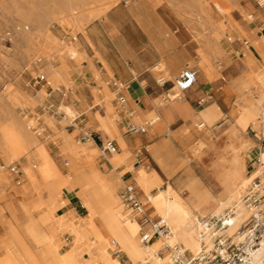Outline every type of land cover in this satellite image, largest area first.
I'll return each instance as SVG.
<instances>
[{
	"label": "rangeland",
	"instance_id": "1",
	"mask_svg": "<svg viewBox=\"0 0 264 264\" xmlns=\"http://www.w3.org/2000/svg\"><path fill=\"white\" fill-rule=\"evenodd\" d=\"M63 3L64 0H0V125L16 124V122H19L25 130L29 129L28 134L31 136L33 134V137L40 140L49 151L53 160L59 163L57 164L58 167L60 166L59 174L66 179H69L68 176L72 177L77 171H67L68 167L66 164L69 162L70 156L68 149L61 146L63 144L61 139L62 134L67 135L69 142L73 144L77 143L75 145L84 146L90 144L88 150H92L91 152H93L90 161L102 173L114 175L117 166L126 165L127 167V164L121 163L114 167L109 160L111 154L106 153L103 155L101 153L100 142L112 139L105 138L96 130L95 122L92 120V112L96 107H92L93 102H90L89 95L87 94L88 90H91L93 93L95 89L108 88V81L99 79L97 82L100 85L99 88L93 87V84L81 72L82 58L76 61L77 57L70 58L71 56L68 54L70 48L73 46L78 48L79 44L82 43L79 32L84 31L87 23L90 24L89 27L97 26L103 24V19L94 17L84 24L82 30L67 27L63 18L57 15ZM153 10L163 19L164 24L168 27L191 32L195 36V41H199L200 37L205 36V34L207 39L208 33L213 31L211 35L215 38L218 46L222 47L223 53L217 54L214 50L211 52L210 63L213 66L212 71L215 72L210 80L202 79L200 77V68L192 65V68L198 74L194 87H205L207 94L204 96L205 100L201 104L197 100L190 102V104L192 110L198 112L203 107L215 103L218 107V116L214 123L209 126V130L214 137L225 134L231 123L229 112L234 102V97L223 92L221 88L223 80L221 77H224L226 80H234L241 75L240 58L236 51L240 46H244V48L247 46L244 44V41L253 46L259 43L264 44V0L262 2L260 0H224L219 4L214 0H117L108 8L103 16L119 29L115 41L118 42L120 40V32L124 33V37L131 43L144 47L148 40L140 31V33L137 32V21L140 17H144V13L147 14V12ZM39 25L44 27L46 32L55 41L44 44V39L37 37L33 40L32 44H26L23 36L29 34L33 30V27ZM216 30H221L222 32L220 33ZM103 42H105V39L102 37L101 43ZM41 49L49 55L47 60L42 52H40ZM256 63L261 66L264 64V61L263 59L256 60ZM47 64L51 69L63 67V71H66L65 77L56 81L48 77L47 73L43 70ZM254 69L258 70L255 66ZM38 74L44 75L45 79L36 82L34 76ZM166 87L167 85L165 84L161 88L166 91ZM112 91L114 92L112 103L119 108L120 118L117 120V123L121 128V132L124 136H132L135 133L127 131L128 124L131 123L128 115L129 111L127 113L121 112L120 104L116 100V91ZM184 94L185 91H183ZM166 100L169 101V98L167 97ZM75 103L85 106L79 110L75 108ZM48 104H53L57 109L56 114H52L46 110L45 106ZM64 106L73 108L76 115L74 114L71 117L67 114V118H64V113H66ZM117 117L118 114L115 116V120ZM115 120H111V123H115ZM193 125L191 117L184 114L175 115L170 129L180 128L184 134L190 135ZM36 130H39V133ZM83 132L96 136L95 142L91 139L88 141L83 140ZM244 133L249 140L248 145L242 153L245 163V175L248 176L246 186L253 178L252 172H254L259 164L257 150L264 149V140L249 125ZM164 138L172 139L174 145L178 147L177 140L171 134L165 135V133L159 132L154 139L159 141ZM194 144L195 141L191 142V145ZM131 152L132 156L129 163L133 161L135 166L142 165L145 170H156L163 178L161 188L165 187L166 182H170L173 186H176V182L179 179H185L188 174L200 178L204 185L210 187L213 194H216L220 188L210 177V159H207L208 154L205 152V149H200L196 155L190 153L189 159L177 166L169 175L165 174L158 161L147 151L145 146H141L140 149L135 148ZM179 154L183 156L181 151H179ZM22 163L23 159L15 160L12 163H4L0 154V166H4L1 170L5 171L8 176H14L15 178L12 181V185H5L0 188V207L4 208L5 204L18 205L25 203L36 196L37 189L33 185L29 184L28 192L31 197L24 188V186L28 187V182L30 183V181L22 176ZM13 165L17 167L16 173L9 170V167ZM131 177L132 174L129 172L124 176V181H130L134 184L138 199L143 204L148 216L155 221L158 217L147 201L142 200L137 180L135 181L136 186L131 181ZM42 184L46 186L47 180L44 179ZM122 184L123 182H118L115 188V195L120 202L118 194ZM158 190L157 188H152L151 193L154 194ZM184 190L183 195L186 196V189L184 188ZM243 190L244 188L241 189V191ZM240 193L237 200V202H240L239 207L247 209L241 204ZM73 194H75V190L73 189L64 188L62 190L56 206L58 209L55 212L56 215L59 213L61 218H69V212L61 213L60 207L66 204L67 197ZM63 200L64 203L61 202ZM75 200L77 201V212L74 215L77 217L85 215L87 211L82 206L80 199L75 197ZM121 205L123 207V210H121L122 208L119 205V212L121 214H129L137 218L136 213L126 208L122 202ZM262 207L264 210V205ZM201 214H205L204 216L212 215L209 211H201L198 216L201 217ZM16 215L19 223L23 224L24 220L22 219L20 210L16 211ZM129 215L127 216L130 217ZM4 217L6 219L10 217L7 209H4ZM141 227V232L145 233L151 229L148 225H142ZM244 228L245 226L240 225L241 230ZM60 231L62 232L60 240L63 244L59 252H62L68 248L67 244H69L72 234L64 231V229ZM6 232V224L2 217H0V242L2 244L6 242L4 238ZM261 233L263 237L264 231ZM262 237L260 238L261 240ZM65 238L68 239L64 240ZM156 238L157 236L153 237L150 242ZM166 251L168 252L167 248L163 247L159 253L161 256H164ZM0 253L2 252L0 251ZM79 253L81 260L87 261L89 259V254L84 245ZM84 253L87 254L85 255L87 256L86 259L82 258ZM185 254L187 256L191 255L187 250H185ZM123 259L125 258L123 257Z\"/></svg>",
	"mask_w": 264,
	"mask_h": 264
},
{
	"label": "crops",
	"instance_id": "2",
	"mask_svg": "<svg viewBox=\"0 0 264 264\" xmlns=\"http://www.w3.org/2000/svg\"><path fill=\"white\" fill-rule=\"evenodd\" d=\"M107 10L108 8L103 13L94 16L103 19V24H99L100 26L89 27L90 24L87 22L94 17L90 19L83 17L77 24L73 25L72 28L82 30L84 24L87 23V27L84 31L79 32L82 43L79 44L78 48L73 46L68 52L71 56L70 58L77 57L75 59L76 61L82 58L81 72H83L87 80L93 84V87L96 86L99 88L100 85L97 83L99 79L108 81V88L100 90L95 89L93 93L91 90L87 91L90 102H93L92 107H96L92 112V120L95 122L96 130L101 133L107 128V123L109 125L108 118H113L118 114L116 120L114 119L117 135L111 138L115 141L118 149L115 154L112 153L110 155L109 160L114 167L121 163H126L127 167L126 165L117 166L114 175L103 174L109 179L114 190L118 182H124V176L129 172L132 174L131 181L136 185L135 181L137 180L138 184V167H141L146 173H150L152 170L155 171L163 184V178L156 170H145L142 165L135 166L133 161L129 163L132 150L135 148L140 149L141 146H145L147 151L158 161L165 174L169 175L177 166L189 159L190 153L196 155L199 153L200 149H205L203 146L200 147V142L209 143L214 139L222 141L225 138V134L214 137L209 130V126L214 123L218 116V107L215 103L203 107L198 112H194L191 108L190 102L194 100L198 102L199 99L204 98L207 94L205 87H194L197 79L191 88L185 90L184 95L183 92L180 91V94L175 98L170 96L175 92L173 83H175L176 77L181 69L186 66L189 68H192V65L199 67L200 77L204 80H210L214 76L213 74L215 71H212L213 66H211L210 58L205 54L206 48L204 47V42L206 40V34L205 36H201L199 41H195V36H193L191 32L168 27L164 24L163 19L153 10L147 12V14L144 13V17H140L137 21V32H141L148 40L144 47L136 46L131 43L124 37V33L120 32V40L117 42L115 38L117 37L119 29L111 21L104 18L103 15ZM102 37L105 39L103 43H101ZM236 53L239 58L245 57V53H247L258 71H263L264 73V64L259 66L256 63V60L259 61L263 59L264 61V44L259 43L256 46L248 44L245 48L244 46H240ZM193 70L196 72L198 78L197 71L195 69ZM221 78L223 80L221 87L223 92L234 97V102L229 112L231 122L233 120H238L246 129L248 125L251 126V122L255 118L253 112H256V110L253 106L256 104V99L252 96L244 97L241 105L237 102V97L243 92V84L246 82L254 83V79L249 73H247V75L241 74L234 80H226L224 77ZM159 79L164 80L165 83L161 85L158 81ZM113 83L116 84V86H114ZM165 84L167 85L166 91L161 88ZM112 90L119 92V94L125 98V103L120 106L121 112L127 113V111H129L128 115L131 122L137 121L145 128V132L135 133L132 136H124L122 134L121 128L117 123V120L120 118L119 108L112 103L114 94ZM167 97L169 101L166 100ZM74 106L81 110L85 105L83 106L75 103ZM64 114V118H67V114ZM148 114L150 115L148 116ZM182 114L193 119L194 125L190 135L184 134L180 128L170 129L174 116ZM200 122L206 124L203 129L198 127ZM159 132H163L165 135L171 134V136L177 140L178 147L174 145L172 139L164 138L156 141L154 138ZM193 141H195L196 145H191ZM248 142L249 140L246 144L241 143L237 146L229 145L228 151L230 154L227 155L224 160H219L213 152L208 153L207 159H210V177L214 180L215 184L220 187L216 194H213L210 187L204 185L200 178L191 174H188L183 180L179 179L178 182H176V186H173L170 182H166L165 187L169 184L176 189L182 197H185L183 195V191H185L184 188L186 189L187 196L189 194L188 186L193 183H201L213 196V200L208 201L204 205V211H209L210 206L214 205L217 196L224 189L234 187L243 177L248 179V176L245 175V163L242 155ZM179 151L182 152L183 156L179 154ZM230 168L236 170L238 174V177L234 180L230 179L228 176V170ZM257 170L255 169V172H252L253 178L257 176L255 175ZM55 172H52L51 176H53ZM262 173L264 175V168ZM87 177V170L81 168L73 174L71 181L69 180V182H66L64 188L75 190L76 187L87 182ZM14 179L13 176V181ZM64 179L66 178L64 177ZM29 184L28 182V187L24 186L26 191L29 190ZM161 185L160 187L154 188L160 189ZM75 197H78L76 192L70 197H67V203L60 207L62 210L61 213L69 212V217H74L75 219L88 216V212L78 217L74 215V213L77 212V201ZM61 202L64 203V200ZM26 203L27 202L20 203L18 205L5 204L4 208L0 207V217H2L8 229H15L23 237L29 248L35 252L39 259V264H49L46 256H44L41 250V245L33 241L29 228L31 225V215H33L41 225L49 219V216L44 212L41 204L27 208ZM119 203L123 209L120 201ZM263 203L264 198L261 206L264 205ZM4 209H7L10 214L8 219L4 217ZM17 210H20L22 214V219L24 220L23 224H20L18 221L16 215ZM139 225L141 231V224ZM94 228L106 234L112 233L116 239L121 238V234L118 230L111 229V220L105 212H100L98 214L95 219ZM34 230L39 237H42L43 240H47V234L43 229L35 228ZM120 231L122 232V228H120ZM67 239L68 238H65L64 240ZM72 239L73 236L69 243ZM62 244L63 243L57 241L54 244L57 247V253L59 255H63L69 249V244H67L68 248L65 249V251L59 252ZM0 247V251L2 252L0 253V257H2L7 248V242L3 244L0 242ZM121 251L122 254L120 258L117 259L118 263L133 264L129 254L125 250ZM85 255L87 254L84 253L82 255L83 259L87 258ZM122 256L125 259H123Z\"/></svg>",
	"mask_w": 264,
	"mask_h": 264
},
{
	"label": "bare ground",
	"instance_id": "3",
	"mask_svg": "<svg viewBox=\"0 0 264 264\" xmlns=\"http://www.w3.org/2000/svg\"><path fill=\"white\" fill-rule=\"evenodd\" d=\"M116 1L117 0H64L57 15L63 18L67 27H73V25L82 20L83 17L90 19L103 13ZM214 1L219 4L224 0ZM262 1L263 0H260V2ZM216 31L222 32L221 30ZM212 32L208 33L207 39L204 42L206 53L203 51L210 59L213 50L217 54L223 53V49L218 46L215 38L211 35ZM37 37L43 38L45 41L44 44L55 41V39L46 32L45 28L40 25L33 27V30L29 34L23 36V40L26 44H32L33 40ZM40 52H42L46 60L49 58V55L42 49ZM240 64H242L241 74L247 75V73H249L252 75L254 83L246 82L243 84V92L237 97V102L242 105L243 98L247 96H252L256 99V104L253 106L256 110V112H253L255 118L251 122V127L256 131L259 137L264 140V73L263 71L254 69V63L247 53H245V57L240 58ZM62 68L63 67L51 69L47 64L43 70L47 73L48 77L56 81L65 77L66 71H63ZM158 81L162 82V79ZM174 90L175 92L170 95L172 98L180 94L176 81L174 83ZM64 108L66 114L69 116L72 117L75 114L73 108L69 106H64ZM149 115L150 114H148V116ZM114 119L115 117L108 118L109 125L105 119L107 128L101 132L105 138L111 139L117 135L115 124L111 123V120ZM131 124L143 127L138 124L137 121H133ZM205 125L204 122H200L198 127L203 129ZM28 130H25L23 125L19 122H16V124L0 125V154L4 163H12L15 160L23 159L22 176L27 178L30 181V185H33L37 189L36 196L27 201V208L41 204L44 212L48 214L49 219L41 225L36 218L31 215V225L29 228L33 241L41 245V250L44 256H46L49 264H119L117 258L113 257L110 253L111 240H115L118 247L129 254L133 264H144L146 260H149L151 264H167L170 260V249L175 245H177L181 251L187 250L191 254H195L199 250L197 237L199 231L198 214L204 211V205L208 201L213 200V196L201 183H193L188 186L189 194L185 197H182V195L169 184H167L165 188H160L153 194L151 193V189L160 187L162 184L161 179L155 171L152 170L150 173H146L144 170L142 171L141 167H138V187L142 194V200L147 201L153 209V212H155V215L158 218H162L169 228L168 233L161 234L148 244H143L137 218L133 216L128 217L119 212L120 203L115 195L113 186L109 179L90 161L93 155V152H91L92 150H88L90 144L84 146L75 145L77 143L73 144L69 142L65 134L61 135L63 141L61 146L67 148L69 151L70 160L66 164L68 167L67 171H77L81 168L87 170V182L76 187L75 192L82 205L87 210L88 216L76 219L74 217L64 219L60 217L59 213L56 215L55 212L58 211L56 206L60 194L66 182H69V179L71 180V177L68 176L69 179H64L63 176H60V166L58 167L57 165L59 163L53 160L49 151L40 140L33 137V134L32 136L28 134ZM244 130L245 128L238 120H233L222 141L214 139L209 143L200 142L199 145L200 147H205L207 154L213 152L219 160H224V158L230 154L228 151L229 145L237 146L241 143L246 144L248 138L244 135ZM116 152L117 150L113 152V154ZM257 153L259 156V164L257 165L258 170L256 168L257 172L255 175L259 176L261 179L263 192L264 175L262 170L264 168V149H258ZM135 163L137 162L135 161ZM3 167V165L0 166V188L5 185H12L13 181V176H8L5 171L1 170ZM52 172H55L53 176H51ZM228 176L230 179L234 180L238 177V174L236 170L230 168L228 170ZM44 179L47 180L46 186L42 184ZM246 182L247 178L243 177L234 187L224 189L217 196L214 205L210 206L209 209L210 214H219L226 206L231 204L235 205V214L231 218L228 228V233L234 234L235 238H240L241 233L237 232V229L240 223L249 214V210L239 207L240 202H237L239 193L241 189L245 187ZM27 193L29 194L28 191ZM29 196L31 197L30 194ZM100 212L107 213L111 220V229L118 230L121 234V238L116 239L112 233L106 234L94 228L95 219ZM201 215L204 216L205 214ZM35 228L43 229L47 234V240H43L42 237H39L34 230ZM120 228H122V232ZM61 229L70 232L73 236L72 241L69 243L68 251L63 255L57 253V247L54 245L56 241L62 243L60 240ZM146 233L150 235L152 230L150 229V231ZM4 238L7 242V248L4 255L0 257V264H39V259L35 252L29 248L23 237L15 229L7 228ZM83 245L86 247V251L89 254L88 263L80 258L79 251L82 249ZM163 247L167 248L168 252L166 251L164 256H161L159 252ZM251 263L264 264V235L260 247L251 257Z\"/></svg>",
	"mask_w": 264,
	"mask_h": 264
},
{
	"label": "built area",
	"instance_id": "4",
	"mask_svg": "<svg viewBox=\"0 0 264 264\" xmlns=\"http://www.w3.org/2000/svg\"><path fill=\"white\" fill-rule=\"evenodd\" d=\"M244 44L248 45L246 41ZM36 82L44 80V75L38 74L34 76ZM196 72L189 67H184L179 72L175 81L180 91H185L193 86L196 82ZM165 82H160L163 85ZM114 86L116 84L113 83ZM117 102L122 106L125 103V98L116 92ZM205 98L198 100L200 104ZM48 112L57 113V109L53 104L45 106ZM127 131L130 133H142L145 129L140 126L128 124ZM39 133V130H36ZM82 139H89L95 142L96 136L91 133L83 132ZM101 153L112 154L117 150V145L112 140L100 142ZM9 170L13 173L17 172L15 165L10 166ZM263 184L259 176H255L244 187L240 193V199L243 205L249 210L248 217L240 223L245 226L243 230L239 228L237 232L241 233L240 238H235L234 234L228 233L230 220L235 214V205L226 206L219 214L201 216L198 218L199 231L197 234L199 242V250L195 254L187 256L185 251H181L177 245L170 249V260L167 264H256L251 263L253 253L260 247L262 233L264 231V210L261 206L264 194L262 192ZM119 198L122 204L136 213L139 224L150 226L152 233L148 235L141 232V241L143 244H148L153 237H159L161 234L169 232V228L162 218H157L153 221L143 204L138 199L134 184L130 181H124L119 190ZM110 253L115 258H120L122 251L118 247L115 240L110 242ZM144 264H151L146 260Z\"/></svg>",
	"mask_w": 264,
	"mask_h": 264
}]
</instances>
